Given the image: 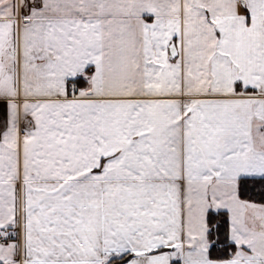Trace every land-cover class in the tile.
Here are the masks:
<instances>
[{
	"label": "snow or ice",
	"instance_id": "6c2138e0",
	"mask_svg": "<svg viewBox=\"0 0 264 264\" xmlns=\"http://www.w3.org/2000/svg\"><path fill=\"white\" fill-rule=\"evenodd\" d=\"M0 264H264V0H0Z\"/></svg>",
	"mask_w": 264,
	"mask_h": 264
}]
</instances>
